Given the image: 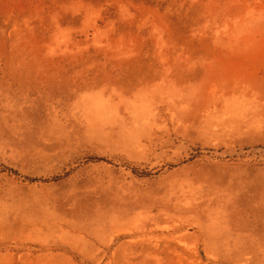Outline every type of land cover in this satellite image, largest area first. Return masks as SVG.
Returning <instances> with one entry per match:
<instances>
[{
	"label": "rangeland",
	"instance_id": "1",
	"mask_svg": "<svg viewBox=\"0 0 264 264\" xmlns=\"http://www.w3.org/2000/svg\"><path fill=\"white\" fill-rule=\"evenodd\" d=\"M0 264H264V0H0Z\"/></svg>",
	"mask_w": 264,
	"mask_h": 264
}]
</instances>
